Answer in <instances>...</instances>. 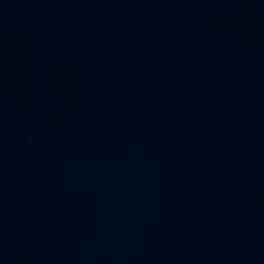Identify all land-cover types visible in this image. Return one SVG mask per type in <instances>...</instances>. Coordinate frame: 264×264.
Wrapping results in <instances>:
<instances>
[{
    "label": "water",
    "instance_id": "obj_1",
    "mask_svg": "<svg viewBox=\"0 0 264 264\" xmlns=\"http://www.w3.org/2000/svg\"><path fill=\"white\" fill-rule=\"evenodd\" d=\"M0 264H264V0H0Z\"/></svg>",
    "mask_w": 264,
    "mask_h": 264
}]
</instances>
